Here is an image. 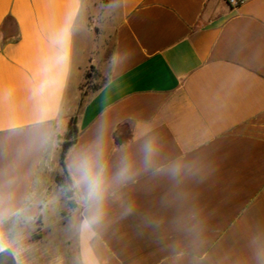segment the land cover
<instances>
[{
    "label": "crops",
    "instance_id": "0c3cea01",
    "mask_svg": "<svg viewBox=\"0 0 264 264\" xmlns=\"http://www.w3.org/2000/svg\"><path fill=\"white\" fill-rule=\"evenodd\" d=\"M94 9L112 50L79 107L103 63ZM62 174L71 197L50 195ZM0 249V264H264V0H0Z\"/></svg>",
    "mask_w": 264,
    "mask_h": 264
},
{
    "label": "rangeland",
    "instance_id": "374dc122",
    "mask_svg": "<svg viewBox=\"0 0 264 264\" xmlns=\"http://www.w3.org/2000/svg\"><path fill=\"white\" fill-rule=\"evenodd\" d=\"M86 11L83 12L81 21L86 18ZM88 29L92 32L94 36H97L98 41L97 44L100 47V52L103 55V63L99 64L97 67H87L84 70L81 79L78 83V89L75 91V97L77 103L83 98L85 101L94 90L100 86L106 78V64L107 59L111 55L112 50V29L109 26L112 25L110 18L106 15L103 9H94L91 10L89 18H88ZM76 53H75V69H74V77L73 82L76 83L80 77L81 69L80 67L83 64L85 58V49H86V34L83 29H78L76 32ZM77 106V105H76ZM71 116L70 118H72ZM69 118V119H70ZM68 119V120H69ZM66 128L62 132L65 133ZM62 142L63 138L60 139ZM62 176H64L62 174ZM69 187L63 189L59 187L56 182L53 183V187L50 189V195L56 197L58 193L61 191L66 195V191ZM57 201V200H55ZM63 207V204L59 202H55L52 204L51 210H57Z\"/></svg>",
    "mask_w": 264,
    "mask_h": 264
},
{
    "label": "trees",
    "instance_id": "16d2710c",
    "mask_svg": "<svg viewBox=\"0 0 264 264\" xmlns=\"http://www.w3.org/2000/svg\"><path fill=\"white\" fill-rule=\"evenodd\" d=\"M99 87L100 86H98L94 90L93 93H95L99 89ZM83 103H84V100L82 98L79 101V107H81ZM77 137H78L77 118H76V116H73L72 118H70L68 120V123H67V126H66V131L63 134V137H62V134L59 135V137H58V141H59L60 146H61L62 158L65 156V154L68 151V149L72 145H74V143L77 140ZM62 138H63V141L60 142L61 141L60 139H62ZM63 175L64 176L59 175L56 178V184L59 187H62L63 189H65L66 187H69L68 190L65 193H66V196L71 197L72 196L71 181L65 174H63ZM70 204L73 205L74 203L70 201ZM0 256L9 257L10 253H9V251H5Z\"/></svg>",
    "mask_w": 264,
    "mask_h": 264
},
{
    "label": "built area",
    "instance_id": "2783aa9c",
    "mask_svg": "<svg viewBox=\"0 0 264 264\" xmlns=\"http://www.w3.org/2000/svg\"><path fill=\"white\" fill-rule=\"evenodd\" d=\"M247 0H227L230 6L232 7H238L245 3Z\"/></svg>",
    "mask_w": 264,
    "mask_h": 264
},
{
    "label": "snow or ice",
    "instance_id": "6c2138e0",
    "mask_svg": "<svg viewBox=\"0 0 264 264\" xmlns=\"http://www.w3.org/2000/svg\"><path fill=\"white\" fill-rule=\"evenodd\" d=\"M3 249H0V251H2Z\"/></svg>",
    "mask_w": 264,
    "mask_h": 264
}]
</instances>
